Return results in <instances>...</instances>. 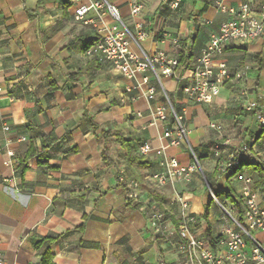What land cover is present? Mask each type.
<instances>
[{
	"label": "crops",
	"instance_id": "0c3cea01",
	"mask_svg": "<svg viewBox=\"0 0 264 264\" xmlns=\"http://www.w3.org/2000/svg\"><path fill=\"white\" fill-rule=\"evenodd\" d=\"M106 1L117 7L132 32L141 29L146 33L141 47L147 55L161 53L178 59L183 50L191 56L188 68L178 69L183 77L221 23L234 18L219 13L215 0H183L176 12L169 11L162 0ZM134 2L143 7L137 16L131 14ZM242 3L259 9L262 0H229L226 5L237 9ZM76 8L70 0H0V125L4 122L11 127L9 135L0 130V253L6 264H41L35 245L49 238L55 264H180L175 248L152 229L149 211L155 208L169 215L166 219L175 228L180 222L178 195L190 196L191 211L199 217L210 199L197 190L196 173L191 182L164 187L155 183L153 176L165 171L166 160L175 158L182 166L193 163L185 147L156 153L168 144L163 138L164 125L151 123L155 108L166 104L164 92L150 70L129 80L110 63L87 57L81 39L98 35L94 26L75 20ZM96 14L92 10L87 17L96 18ZM104 22L111 24L112 17L106 14ZM216 62L226 63L233 76L245 72L246 77L227 82L211 103L189 100L182 92L183 82L169 77L162 81L171 104L185 115L192 146L202 160L213 161L206 170L200 164L202 182L207 186V176L216 181L217 191L231 190L234 196L243 184L234 177H221L217 159L201 146L228 142L223 148L227 158L243 140L260 135L255 114L246 106L255 101L264 107V66L260 67L264 41L244 48L229 45ZM144 77L149 84L138 87ZM50 82L58 89L52 91ZM150 86L157 90L153 102L144 95ZM130 87L133 92L127 93ZM244 91L247 98L241 99ZM89 118L99 125L97 132L90 130ZM116 131L122 140H132L129 146L138 155L143 143L153 147L155 152L144 156L150 167L119 160L127 154L126 147L116 137H102L103 132ZM20 137L26 141H14L15 155L9 157L5 140ZM30 149L34 157L20 173V162ZM257 150V162H264L261 146ZM243 171L254 179L264 207V192L257 188L259 174L250 173L247 166ZM188 187L197 192L187 191ZM129 194L138 198H128ZM202 197L205 203L200 210L195 203ZM209 224L215 242L224 229L215 232L212 213ZM206 230L200 217L192 231L207 240ZM258 234L264 241V235ZM177 240L175 236L173 241Z\"/></svg>",
	"mask_w": 264,
	"mask_h": 264
},
{
	"label": "built area",
	"instance_id": "2783aa9c",
	"mask_svg": "<svg viewBox=\"0 0 264 264\" xmlns=\"http://www.w3.org/2000/svg\"><path fill=\"white\" fill-rule=\"evenodd\" d=\"M183 0H162V4L171 12L180 9ZM229 0H215L214 5L219 13L232 14L233 19L224 21L219 31L212 35L209 42L202 50L194 67L187 77L178 73V60L169 59L159 53L154 57L147 55L141 47L146 38V33L141 29L134 33L123 22L117 7L106 0H97L90 5H82L81 0H70L77 5L74 18L85 26H94L98 40L85 52L89 58L96 59L100 63H110L113 68L124 78L137 79L142 72L150 70L155 81L162 88L166 104L157 106L151 115V123H162L165 131L163 138L168 142L157 154H163L169 148L185 147L190 154L193 163L182 166L175 158L166 160L165 171L155 174L153 180L159 187L169 183L191 182L200 162L194 151L189 135L190 131L185 121L184 113L177 111L171 104L163 87V77L176 79L183 82L182 92L185 96L198 104L213 102L221 93L222 87L234 79H243L246 73L233 76L226 63H217L216 57L224 53L229 45L244 48L258 40L264 41V0L259 9L250 3H242L237 9L229 8L226 3ZM142 4L134 2L131 6V14L137 16L142 11ZM95 10L96 18H88L87 15ZM109 14L113 22L107 24L104 17ZM136 48L139 53L132 49ZM148 77H144L141 85H148ZM133 88H128L127 93H132ZM247 92L241 94V99L247 98ZM149 101H155L157 90L148 87L144 93ZM135 100V97L132 98ZM246 110L255 114L257 125L261 131L259 136L249 137L243 140L236 150L227 156L226 161L219 163L218 173L221 177H234L243 186L236 191L234 197L242 207L241 216H237L231 209L223 205L212 189L206 184L215 201L227 217L232 226L226 225L223 234L215 239L216 248H213L208 240L199 238L192 231V227L199 223L200 217L191 211V198L187 193L178 195L180 225L172 228L163 212L152 208L149 213V222L156 233L173 246L179 256L180 264H264V241L260 240L252 232L264 235V207L259 201V194L254 189V179L243 171V162H257L258 150L261 146L264 153V107L257 102H249ZM140 115V114H139ZM1 131L9 135L11 127L1 122ZM213 129L221 127L211 125ZM14 141L23 143L25 137L17 140L7 138L4 149L9 157H14L11 146ZM228 145V142L223 144ZM217 145L216 148H219ZM155 152L149 143H143L139 147V154L148 156ZM216 157L219 154L216 153ZM258 163V162H257ZM10 162H6V165ZM128 198L137 199L136 194H129ZM177 236L179 240L173 241ZM0 264H6L0 253Z\"/></svg>",
	"mask_w": 264,
	"mask_h": 264
},
{
	"label": "trees",
	"instance_id": "16d2710c",
	"mask_svg": "<svg viewBox=\"0 0 264 264\" xmlns=\"http://www.w3.org/2000/svg\"><path fill=\"white\" fill-rule=\"evenodd\" d=\"M87 40L85 41V39L82 37V44H83V49L82 52H86L97 40H98V36L96 37H91L90 35L86 36ZM70 46L74 45L73 42L69 43ZM178 60V69L182 68V69H186L189 66V62L191 60V56H186L185 52L183 50L180 51V56L177 59ZM264 66V63L260 64V67L262 68ZM70 78L73 76H69ZM50 87L51 90L54 91L56 89H58L54 83L50 82ZM89 127L90 130L93 132H97L99 130V125L97 123H95L93 121L92 118H89ZM0 130H1V126H0ZM102 137L107 138V137H116V140L122 144L124 147H126L127 149V154L126 155H122L119 157V160L125 164V165H131V166H136V167H141V168H148L151 165V162L148 158H145L144 156L138 155L137 153H135L131 148H130V144L132 142V140H122L123 137L121 135V133L119 131H116L114 133L112 132H103ZM217 145H220L219 148H216ZM223 143L222 142H209L206 145L201 146V149L203 151H206L208 154H210V156L214 157L217 159L218 161V165L219 163L226 161L227 158H225L224 154H223ZM196 156L199 160V162L201 161V159L203 158V156H201L199 154V150L194 149ZM216 153L219 154V157H216ZM34 157V152L33 150L30 149L27 157L20 162V173H24L26 171V169L28 168V161L30 159H32ZM243 166H247L248 170L250 173H258L259 177H260V182L257 184V188L261 189L264 192V162L261 163H255V162H243ZM206 181L208 186L212 189V191L214 192V194L216 195V197L218 198V200L225 205L226 207H228L229 209H231L237 216H241L243 210L242 207L239 205V203H237L235 197L233 196V192L231 190H228L227 192H219L216 190V181L210 179L209 177L206 176ZM213 202V199H210L209 203L204 207V211L201 214V219L206 222L207 224V230L205 232V236L209 242V244L215 248L216 244L214 242L213 239V229L211 227V225L209 224V216L211 214V203ZM150 213V211H149ZM166 217H169V215ZM180 225V222H176V226L178 227ZM52 240L47 238L44 239L42 241H39L36 243V249L41 253V264H55L53 261V255L51 253L50 250V244H51Z\"/></svg>",
	"mask_w": 264,
	"mask_h": 264
},
{
	"label": "rangeland",
	"instance_id": "374dc122",
	"mask_svg": "<svg viewBox=\"0 0 264 264\" xmlns=\"http://www.w3.org/2000/svg\"><path fill=\"white\" fill-rule=\"evenodd\" d=\"M238 141L239 140H242V139H237ZM190 141L193 143V140H192V138H190ZM235 143V142H234ZM237 143V142H236ZM191 157V156H190ZM192 159V158H191ZM213 161H210V160H202L201 159V162H200V164L202 165V167L204 168V170H206L205 168H206V166L208 165V164H211ZM200 165V166H201ZM202 174V172H201V170H200V168L198 167V170H197V172H196V175H199V176H197L198 177V179H197V183H198V186L196 187L197 188V190L198 189H200L201 191H203V195H204V197H206V198H209V199H212V194H211V192H210V190H209V188H208V186H206L203 182H202V179H201V175ZM187 191H190V192H197L196 190H191V187H188L187 188ZM204 197H202V199L199 201V202H197L196 201V203H195V206L196 207H198L200 210H203L202 209V207H204V203H205V199H204ZM212 205H211V213H212V222L214 223V230H215V232H221L222 231V229H224V227L228 224V225H230V226H232L231 225V223H229L228 221H227V217L225 216V214H224V212L222 211V209H221V207L215 202V201H213L212 203H211ZM194 205V204H193ZM202 206V207H201ZM253 233V235H255V236H257V235H259L258 234V232H252Z\"/></svg>",
	"mask_w": 264,
	"mask_h": 264
}]
</instances>
